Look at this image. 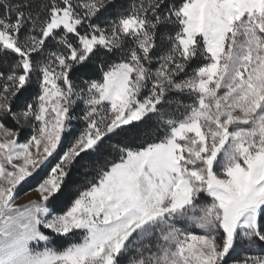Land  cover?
<instances>
[{
	"label": "snow or ice",
	"instance_id": "1",
	"mask_svg": "<svg viewBox=\"0 0 264 264\" xmlns=\"http://www.w3.org/2000/svg\"><path fill=\"white\" fill-rule=\"evenodd\" d=\"M0 264H264V0H0Z\"/></svg>",
	"mask_w": 264,
	"mask_h": 264
},
{
	"label": "rangeland",
	"instance_id": "2",
	"mask_svg": "<svg viewBox=\"0 0 264 264\" xmlns=\"http://www.w3.org/2000/svg\"><path fill=\"white\" fill-rule=\"evenodd\" d=\"M19 202H24L23 198H21V200Z\"/></svg>",
	"mask_w": 264,
	"mask_h": 264
}]
</instances>
